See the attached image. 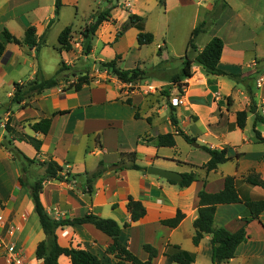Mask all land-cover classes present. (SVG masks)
<instances>
[{
  "label": "crops",
  "instance_id": "0c3cea01",
  "mask_svg": "<svg viewBox=\"0 0 264 264\" xmlns=\"http://www.w3.org/2000/svg\"><path fill=\"white\" fill-rule=\"evenodd\" d=\"M84 1L87 2L89 14L86 20L80 17L81 0H61L56 16L54 0H0V39L3 29L22 39L25 30L33 26L38 38L45 36L44 46H47L48 34L55 29L53 49L60 60L59 63L54 60V74L61 62L69 67L70 63L88 72L101 74L93 78L90 73L92 81L79 91L68 89L61 81L56 87L19 105H9L7 101L1 104L0 108L9 107L2 114L3 121H0L3 128L0 140H10L29 159L39 162L54 160L64 172L81 175L73 182L50 179L43 182L39 198L51 218L80 217L92 212L116 221L121 227L119 241L142 261L148 258L143 250V245L148 244L157 251L152 264H166L165 248L167 244H172L192 255L191 264H212L211 237L204 236L198 245L192 242L198 192L202 189L208 193L218 192L223 188L225 177L234 176L242 200L264 198V191L260 187L250 186L243 180L250 172L264 178V143L256 140L254 114L248 113L243 129L236 126V113L249 107L248 85L254 95L256 112L264 116V83L260 87L255 85L257 77L264 73L256 70V60L264 58L255 55L256 45L251 36H217L215 33L206 38L197 36L195 45L198 51L211 38H221L220 69L242 74L243 78L236 82L227 76L208 75L201 67L194 65L191 78L184 80L187 84L184 103L171 107L177 87L168 81L150 78V85H144L146 89L130 91L128 87L132 83H121L111 75L105 79L102 71L98 70V62L119 56L118 66L121 68L125 65L123 70L138 67L145 72L146 61L142 50L153 46L156 55L157 50L161 52L155 66L161 60H175L179 67L187 51L190 33L214 7L212 0H164L163 6L157 0H131L129 7H125L122 4L124 1L120 3V0ZM234 1L231 0L229 7ZM106 9L110 10V19L102 22L96 30L89 55L82 53V36H79V42L74 41L72 36L71 51L57 50V38L63 28L71 26L72 34H75L89 24L95 14ZM249 10L242 12L244 16L240 17H249L250 20L253 13H248ZM131 14L143 18L144 31L153 34L150 44L138 46L135 27H129L115 40L117 28ZM173 14L175 17L171 19ZM49 23L51 26L47 29ZM173 25L183 30V36L168 35ZM43 47L36 51L26 45L5 43V52L0 56V87H9L6 94L8 101L15 83L32 80L37 72L43 78H50L39 62V57L43 60ZM246 77H253V80L250 82ZM166 84L171 85L169 93H162L158 97L151 92ZM126 99H130L131 104H127ZM170 109H173L177 127L195 138L197 147L188 144L179 135L174 137V148L157 145L158 135L176 134V128L169 119ZM43 118L51 119L49 131L46 135L35 134L29 124ZM7 121L17 133L41 139L39 151L20 139L17 133L6 132L4 124ZM256 129L264 139V122L257 123ZM202 145L225 149L231 159L219 164L216 170L207 172L201 166L209 160L210 155L200 148ZM131 153L140 167L155 166L180 174L192 172L195 181L185 188H179L161 177L149 175L146 170L121 169V164L132 162L127 155ZM99 162L104 172L95 180L89 195L83 191V174L95 172ZM42 173L43 169L33 164L23 175L20 160L0 147V264H8L7 250L10 246L23 256L25 264L41 263L35 256V250L45 236L29 190L21 186L18 179L22 176L26 180L27 177L26 181L32 182ZM129 196L142 203L145 214L124 227L125 223L130 222L126 207ZM178 210L184 214V218L177 227L169 228L160 223L161 220L173 218ZM213 226L229 232L244 227L247 235L246 241L237 247L234 257L223 264H264V211L258 218H253L243 202L218 205ZM11 229L13 233L9 235ZM55 234L62 248L86 250L96 255L103 264H117L113 256L106 253L111 239L91 224L59 227ZM57 261L58 264H72L64 255H60Z\"/></svg>",
  "mask_w": 264,
  "mask_h": 264
},
{
  "label": "trees",
  "instance_id": "16d2710c",
  "mask_svg": "<svg viewBox=\"0 0 264 264\" xmlns=\"http://www.w3.org/2000/svg\"><path fill=\"white\" fill-rule=\"evenodd\" d=\"M159 5H164V0H157ZM55 6V16L58 14L61 7V0H54ZM226 2H223L217 12L214 14V18L218 16L225 7ZM110 10L106 9L98 12L94 15L93 20L87 24L81 31V36L83 39L82 53L83 55H89L92 49V39L95 35L96 30L104 21H109ZM112 23H115L112 21ZM51 26L48 24L47 29ZM129 27H135L138 30L137 34V44L138 46L148 45L153 41V34L144 31L143 18L131 14L129 15L127 21L117 28L115 33V40H117ZM207 28L206 19L201 21L196 27H194L190 33L189 40L187 42V51L184 57L180 61V68L176 73H173L168 82L171 85L177 87L178 92H182V89L187 86L184 80L191 78L192 67L194 65L199 66L208 75L215 76H227L236 82H240L243 78L242 74L229 73L220 69L219 61L221 58V53L223 49V41L219 37H213L210 41L198 51L195 45V38L202 32H205ZM72 27L66 26L59 33L57 42L59 47L58 51L64 50L69 52L72 50ZM5 43H12L15 45H26L30 48H34L39 51L41 47L45 45V36H40L39 38L35 34V28L29 26L25 32L22 39H18L11 35L7 29H3L1 32L0 39V56L5 52ZM157 56H161L160 49L157 50ZM120 57L116 56L110 61L98 62V70L107 71L109 75L115 77L121 83H134L140 79L144 78L145 72L140 70L138 67L123 70L118 66ZM175 60H161L155 67L156 72L164 71L167 69L169 64L174 63ZM64 62L60 63L59 68L55 74L50 78H43L37 72L36 76L29 81L23 83H15L14 91L9 100V105L21 104L33 96L41 94L43 91L52 89L56 87L61 81L60 74L65 70H68ZM245 77V76H244ZM247 78V77H246ZM248 80H253V77L247 78ZM92 81V77L89 76L87 71L79 72L76 79L67 86L68 89H74L79 91L83 85H88ZM247 94L249 97V107L248 110L238 111L236 113V126L243 129L245 126L246 118L248 113L254 114L253 121V131L256 140L260 143H264V139L261 137L260 132L256 129L257 123L264 122V116L256 112V102L254 95L250 86H247ZM127 104H131L130 99H126ZM171 105V103H170ZM9 107V106H8ZM6 107L5 112L8 111ZM171 107H174L171 105ZM264 107V105H263ZM170 123L176 128V134L167 133L157 136V145L159 147H175V135L181 136L185 142L191 144L196 141L195 138L190 137L183 133L177 127V121L173 114V109H170ZM51 125L50 118H43L32 124H29L30 129L35 134L46 135L49 131ZM4 129L8 133H17L14 128H12L8 121L4 124ZM19 138L31 144L36 151H39L41 146V139L35 136H29L22 133H17ZM0 147H4L12 155L13 158L19 159L21 162V173L24 175L28 171V167L36 164L38 167L43 169L42 176L35 179L32 182H28L27 177H20L18 183L21 186H26L29 190V196L33 203L34 211L37 214L39 224L42 228L45 238L38 243L35 256L41 261L40 264H58V257L64 255L68 257L72 264H103L101 260L94 254L77 248H62L57 243V238L55 231L59 227L69 226V225H82L91 224L96 229L107 235L111 239V243L106 248V253L112 255L117 261V264H152L153 259L157 256V251L155 248L148 244L143 245V250L148 254V258L145 261L140 260L135 256L127 246L121 244L119 241L121 227L119 224L112 220L102 218L97 214L92 212L86 213L80 217L73 218H63L55 220L51 218L46 212L45 208L40 202V192L42 189V184L45 180H56L60 182H73L78 180L81 175H72L68 172H64L63 168L54 160H48L46 162H39L35 159H29L25 157L20 151H18L11 143L10 140H0ZM202 150L210 155L209 160L203 164L201 167L207 172L216 170L219 164L229 161L231 158L227 156L225 149L210 148L208 146H200ZM124 156V154H121ZM128 157L132 158V162L128 165L121 164V169H134V170H146L144 167H140L134 162V154H127ZM104 172L102 163L99 162L98 168L95 172L88 174H83L84 176V187L83 191L87 194H91L93 191V184L95 180L100 177ZM183 178L180 182H172L176 184L179 188H185L189 186L193 181H195V176L192 172L183 173ZM245 183L250 186L260 187L264 191V178H261L255 172H250L243 177ZM244 203V205L249 209L253 218H258L259 214L264 211V198H253L249 200H242L236 189V179L234 176H226L224 179L223 188L215 193H208L204 189L198 192V206H197V217L192 223L193 226V236L192 242L194 245L203 239L204 236L209 235L211 237V260L212 264H223L228 262L234 257L237 247L246 241L247 235L245 228L242 227L236 232H229L222 227L213 226V218L215 214L216 207L218 205L225 204H236ZM127 210L130 214V222L125 223L123 226L128 227L131 223L138 221L145 214V208L140 201L134 200L132 197H128L126 204ZM184 218V214L181 211H177L175 216L170 219L161 220V224L169 228H175ZM166 258V264H191L193 262V257L191 254L180 249L179 246L167 244L164 252Z\"/></svg>",
  "mask_w": 264,
  "mask_h": 264
},
{
  "label": "rangeland",
  "instance_id": "374dc122",
  "mask_svg": "<svg viewBox=\"0 0 264 264\" xmlns=\"http://www.w3.org/2000/svg\"><path fill=\"white\" fill-rule=\"evenodd\" d=\"M124 1V2H123ZM127 0H120V3L123 5L125 4ZM247 1V2H246ZM248 1L252 2L253 4H249ZM223 2H226L227 6L218 13V16L214 18V14L217 12L219 7ZM231 0H212L213 8L209 11V13L206 14V16L203 17V20L206 19L207 21V28L205 32L200 33L198 36L201 38H206L207 36H211L213 33L217 36H251L254 40V44L256 45L255 49V55H257V58H264V0H236L234 1L230 7ZM103 6L105 7L106 4L104 3ZM80 17L82 19H87L88 17V8H87V2L84 0H81L80 2ZM250 7V8H248ZM247 9H250L248 13L251 11L253 13L252 18L249 20V17H240L244 16L242 12L247 11ZM238 11H240L238 13ZM223 13V16L220 17L219 15ZM248 15V14H247ZM175 17V14L171 16V19ZM202 20V21H203ZM216 22H218L217 26H213ZM76 24V23H75ZM78 25V24H77ZM177 26L172 27L170 31H168L169 36H183V30L176 29ZM81 31L79 30L75 34H72L74 36V41L79 42L81 36ZM138 31V30H137ZM49 36V42L47 46H44L42 49V59L39 57V62L42 67V70L45 72V74H48L50 77L54 74L55 71V64L56 62L59 63V55L54 51L53 45L56 42L55 37V29H52L50 31ZM84 44V43H82ZM142 55L145 56V75L143 79H140L137 82H134L129 85L128 90H139L145 88L144 85L148 84L150 85V78H158L161 79V81H168L169 77L176 73L179 69L177 67V62L174 61V63L169 64L167 66V69L164 71L156 72L154 69L155 63L158 60V56L155 54L154 47H147L146 49L142 50ZM54 60H57L54 62ZM42 61V62H41ZM180 63V62H179ZM256 70L264 71V59L256 60ZM68 70H65L60 74V78L62 81V84L65 86H68L71 84L76 77L79 75V72H83L87 69H80L78 67H74L70 63ZM98 67V66H97ZM125 65H122L121 68L123 69ZM89 70H87L88 72ZM92 74V77H97L100 73L97 74L96 71L88 72V74ZM108 73V72H107ZM109 75V73H108ZM248 80V79H247ZM60 81V82H61ZM148 81V82H147ZM252 81V80H251ZM250 81V82H251ZM168 83V82H167ZM169 84L157 87L154 92V95L161 96L162 93H169L170 91ZM146 89V88H145ZM148 89V88H147ZM9 91V87L5 85L4 87H0V105L5 104L6 101H8L6 94ZM258 89L256 90V92ZM6 106H3L0 108V121H3L2 114ZM3 130V128L0 127V132Z\"/></svg>",
  "mask_w": 264,
  "mask_h": 264
},
{
  "label": "built area",
  "instance_id": "2783aa9c",
  "mask_svg": "<svg viewBox=\"0 0 264 264\" xmlns=\"http://www.w3.org/2000/svg\"><path fill=\"white\" fill-rule=\"evenodd\" d=\"M131 0H127L124 4L125 7L130 6ZM255 65V64H253ZM102 74L104 75L105 79L108 77L107 71H102ZM101 75V74H100ZM264 83V73L259 75L255 81L256 87H260ZM184 93H185V87L182 89V92L177 91V95L171 99V105L176 107L180 106L184 103ZM13 229H11L8 234L12 235ZM7 263L8 264H25L23 256L20 255L18 252L14 250V247L10 246L7 250Z\"/></svg>",
  "mask_w": 264,
  "mask_h": 264
},
{
  "label": "water",
  "instance_id": "95a60500",
  "mask_svg": "<svg viewBox=\"0 0 264 264\" xmlns=\"http://www.w3.org/2000/svg\"><path fill=\"white\" fill-rule=\"evenodd\" d=\"M192 145L197 147V144L195 142H193ZM146 172L149 175L161 177L167 181H172V182H176V183L180 182L183 178L182 174H180L178 172L161 169V168H158L155 166L146 167Z\"/></svg>",
  "mask_w": 264,
  "mask_h": 264
}]
</instances>
